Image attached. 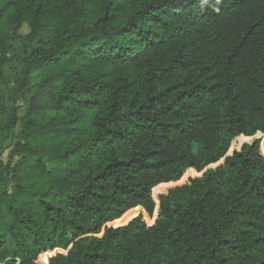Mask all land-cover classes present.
<instances>
[{
	"label": "trees",
	"instance_id": "trees-1",
	"mask_svg": "<svg viewBox=\"0 0 264 264\" xmlns=\"http://www.w3.org/2000/svg\"><path fill=\"white\" fill-rule=\"evenodd\" d=\"M0 264H264V0H0Z\"/></svg>",
	"mask_w": 264,
	"mask_h": 264
},
{
	"label": "rangeland",
	"instance_id": "rangeland-1",
	"mask_svg": "<svg viewBox=\"0 0 264 264\" xmlns=\"http://www.w3.org/2000/svg\"><path fill=\"white\" fill-rule=\"evenodd\" d=\"M23 31H28V27H24ZM21 68V63L20 61L18 60L17 56H14V60L13 62L9 65L8 69H7V74H6V78H5V81H4V89L9 93L11 92L16 86H17V76H16V72ZM21 104V103H20ZM20 113L21 115L23 116L24 113H25V107H24V104L20 106ZM20 130H21V125H18L15 133L13 135H11V137L9 139H7L5 141V144H6V148H5V152H4V155H3V158L5 159V161H9L10 160V153H11V150L12 148L14 147L16 141L19 139V136H20ZM16 159H14L15 161ZM200 174H192V175H189L184 181L182 182H179L177 184H174V185H181L183 184L184 182H186L189 177H194V176H199ZM172 185V186H174ZM171 187V186H168V188ZM165 188L167 187H162L160 188L157 192H154V197L158 200V195L160 192H162ZM167 189H165L166 191ZM142 207V206H141ZM157 207H159V201H157ZM143 208V207H142ZM142 211H144L142 209ZM142 211H137L135 213H133V215L131 217H135V216H138L139 214L143 213L144 215V218L147 222V224L151 225L155 222L157 216H158V209L157 211L155 210V213H154V217L151 218L152 219V222H149V220L146 218L144 212ZM157 213V214H156ZM156 214V215H155ZM130 217V218H131ZM128 222V221H126ZM125 222V223H126ZM125 223H120V224H113V225H123Z\"/></svg>",
	"mask_w": 264,
	"mask_h": 264
}]
</instances>
